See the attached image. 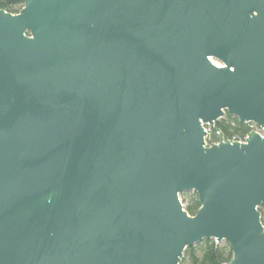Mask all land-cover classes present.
Listing matches in <instances>:
<instances>
[{
    "label": "water",
    "instance_id": "1",
    "mask_svg": "<svg viewBox=\"0 0 264 264\" xmlns=\"http://www.w3.org/2000/svg\"><path fill=\"white\" fill-rule=\"evenodd\" d=\"M226 115L264 128V0L0 10V264H264V136L206 147Z\"/></svg>",
    "mask_w": 264,
    "mask_h": 264
},
{
    "label": "trees",
    "instance_id": "2",
    "mask_svg": "<svg viewBox=\"0 0 264 264\" xmlns=\"http://www.w3.org/2000/svg\"><path fill=\"white\" fill-rule=\"evenodd\" d=\"M25 0H0V10L10 14H19L24 8ZM219 131L228 139L244 140L251 132L250 124H242L237 118L226 115L215 124V133ZM186 212L195 216L200 209L196 193L181 195ZM264 226V205L259 208ZM233 253L226 244H217L214 240H205L195 247L188 248L184 254L183 264H229Z\"/></svg>",
    "mask_w": 264,
    "mask_h": 264
},
{
    "label": "built area",
    "instance_id": "3",
    "mask_svg": "<svg viewBox=\"0 0 264 264\" xmlns=\"http://www.w3.org/2000/svg\"><path fill=\"white\" fill-rule=\"evenodd\" d=\"M204 127H205V130L207 132V137L205 139V143H206L205 146L208 147V148H211L213 145H219L220 143L227 142V141L228 142H233V143H236V142H238V143H246L247 139L253 133H258L259 135L264 136V128H260V127H258L255 124H250L251 132L244 140L228 139L221 132H220L221 135L218 132H216L215 136H213V132H214L215 126L214 127L204 126ZM221 136H222V142H221Z\"/></svg>",
    "mask_w": 264,
    "mask_h": 264
},
{
    "label": "rangeland",
    "instance_id": "4",
    "mask_svg": "<svg viewBox=\"0 0 264 264\" xmlns=\"http://www.w3.org/2000/svg\"><path fill=\"white\" fill-rule=\"evenodd\" d=\"M180 199H181V197H180ZM181 202H182V199H181ZM183 203V202H182ZM221 244H226V242H223V243H221Z\"/></svg>",
    "mask_w": 264,
    "mask_h": 264
}]
</instances>
